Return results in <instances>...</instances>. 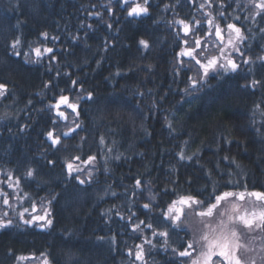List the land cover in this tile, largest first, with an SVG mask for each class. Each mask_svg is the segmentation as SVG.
<instances>
[{
	"label": "trees",
	"instance_id": "trees-1",
	"mask_svg": "<svg viewBox=\"0 0 264 264\" xmlns=\"http://www.w3.org/2000/svg\"><path fill=\"white\" fill-rule=\"evenodd\" d=\"M210 2L211 8L206 0H149L148 15L130 18L122 0H0V83L7 85L0 97V181L9 173L19 178L23 206L43 205L53 220L43 230L23 224L0 230V264H22L20 255L46 256L50 264H142L135 259L139 244L146 264H178L172 248L186 246L191 234L172 235L165 246L144 224L133 232L135 225L143 220L163 231L156 218L178 195L206 199L229 180L235 190L264 191V13L255 15L249 0ZM206 12L225 33L227 23L242 28L244 55L233 54L236 72L210 71L193 89L189 77L199 80V66L182 67L177 53L184 39L192 47L196 37L198 52L218 51L215 36L204 35ZM177 20H198L200 28L184 37ZM17 38V50L32 59L34 47H52L56 59L25 62L12 55ZM61 94L80 105L81 127L69 137L62 133L75 114L62 106L64 121L49 107ZM48 131L61 137L59 145L51 146ZM89 155L95 161L69 176L65 161ZM0 188L19 204L6 183ZM260 236L264 243V231ZM145 237L156 246L144 244Z\"/></svg>",
	"mask_w": 264,
	"mask_h": 264
},
{
	"label": "snow or ice",
	"instance_id": "snow-or-ice-1",
	"mask_svg": "<svg viewBox=\"0 0 264 264\" xmlns=\"http://www.w3.org/2000/svg\"><path fill=\"white\" fill-rule=\"evenodd\" d=\"M251 7L257 9L258 11L255 15H260L264 13V0H249ZM206 4L211 8L210 0H206ZM128 5L127 7V16L130 18H138L149 14V0H143V3H140L139 0H122L121 6ZM201 8L205 7V4L200 5ZM221 8L224 7L223 4L220 5ZM111 11V9H109ZM99 15V13H97ZM205 16L210 17L207 19V30L204 32V35L207 37L215 36V41L217 42L218 55L211 57H205V60H202L200 57L204 55L202 52L197 50L201 48L202 39L196 37L194 39V45L188 47L189 41L184 39L182 43L185 47L181 48L177 53L178 58L180 59L179 63L183 67L186 62L191 63L195 62V65L199 66L198 75L199 80L189 77L191 81V87L193 89L197 88L199 84L201 87L207 81L209 73L220 72H236L240 65L236 62L233 57V54L243 56L244 53L240 48V45L246 40V36L242 31V28L237 26L235 23H227V33L225 29L221 27L220 23L215 22L214 18L211 17L210 12L204 13ZM221 17L224 16V13L221 11L219 13ZM236 20H239L240 17H236ZM176 24L181 26L183 36L188 37L194 32V29L200 28V21L195 20L193 22H186L184 20L175 21ZM91 27V25H89ZM111 27V25H108ZM46 39L47 33L42 34ZM53 39H56L53 37ZM21 41L19 38L15 39L11 44V49L13 50L12 55L20 57L23 55L25 62L30 63H40L45 55H48L51 60H55L56 57L53 54L54 49L52 47H34L31 49V52L34 53L35 59H32L29 52L21 53L19 48ZM139 44L143 48H149V43L141 39ZM206 47V45H205ZM264 61V57H260ZM244 63H249L248 59L243 61ZM178 74V73H177ZM73 85L76 84L75 81H72ZM258 81H253V85L258 84ZM47 87V85H46ZM7 92V85L0 83V97H3ZM87 99H92V94L88 93ZM70 110L71 113L75 114L72 119V124L74 126H67L68 130L62 133L63 136L69 137L73 136L74 133L81 127L79 123L80 117V105L78 102H71L69 96L59 95L56 103L50 104L49 107L55 110V115L61 120L67 121L69 119L66 111L61 110V108ZM56 123V121H53ZM47 139L51 141V146L55 147L61 143V137L54 134V131L47 132ZM100 143L103 144L104 140L101 137ZM183 154H181V159H183ZM96 157L94 155H89L87 159H82L80 156H75L73 159L65 161V168L69 176H72L73 173H80L85 170V168L92 164L95 161ZM79 161L80 163H76ZM55 161L49 160V164H54ZM81 164L84 167H81ZM88 175L91 176V171L88 172ZM28 178L34 176V171L29 169L26 172ZM79 183H85L84 180L79 179V176L75 177ZM0 183H6L7 187L12 190L13 195L19 201L18 205H13L10 202L9 193L5 192L0 188V199L5 209L0 211V230H7L11 227H19V224H23L28 227L38 226L42 230L48 228L52 225L53 220L51 217V212L47 207L42 208V214L37 213V205L35 203H30V207L23 206V200L20 198L18 190L20 188V179H13L11 173L7 175L6 181H0ZM140 181H136L137 187L140 186ZM231 181L229 180L223 188L220 190L216 186H213L212 191L207 194V198H204V194L199 195L193 194H180L174 199L167 207L166 211H162L161 216L157 217L158 225L163 224L165 230L156 231L152 222L145 224V221H139L135 227L132 229L133 232H136L140 229V225L144 224L146 228L152 230L153 237H162L164 238L163 243L165 246L168 245L171 236L174 235L177 238L180 237L181 232L185 237L192 234L190 231H185L187 227L191 229V223L188 219V213L185 209L191 210V212L201 218V223L203 228L199 231L198 238L193 234V238L187 240L186 246L184 242H181L180 248H172V252L182 258L178 264H248L241 252H247L252 250L250 246L242 242V232L241 229L247 230L249 233L255 230L264 231V191H248L246 186L243 187V190H235V185L232 188H229ZM27 199V196L24 197ZM252 204V210L244 208V202ZM49 203H51L49 201ZM229 204L230 207L223 208L222 205ZM150 204L145 203L143 208L145 210H150ZM19 209V210H18ZM9 212L15 214V220L9 216ZM133 215H135L133 213ZM207 218V219H205ZM18 221V223L16 222ZM171 234V235H170ZM144 244H149L152 247L156 245L152 243L147 237L144 238ZM137 251L135 253V259L141 261L142 264H146L145 261V249L143 244L136 245ZM260 252L264 253V245L261 246ZM42 256L44 254H41ZM129 255H132L129 252ZM18 261L23 262L29 259H35V257H28L20 255L16 258ZM260 264H264V255L259 257ZM42 264H50L48 258L44 256ZM251 264H257L256 260H251Z\"/></svg>",
	"mask_w": 264,
	"mask_h": 264
},
{
	"label": "rangeland",
	"instance_id": "rangeland-1",
	"mask_svg": "<svg viewBox=\"0 0 264 264\" xmlns=\"http://www.w3.org/2000/svg\"><path fill=\"white\" fill-rule=\"evenodd\" d=\"M216 52H218V51L213 50V47H211L209 49V51H206V53L204 52V54L210 53V57H211V56L215 55ZM243 206H244V208H247L249 210H252V208H253V205L247 203V201L244 202ZM227 207H230V205L224 204V205H222L221 210H223V208H227ZM185 211L188 213V219L191 223V229H188L187 227L186 228L192 233L191 234L192 238H193V234L195 235L196 238H198L199 231L203 228V224L201 223V218L195 216L191 212V210H189V209H185ZM37 214H42V210L38 211ZM205 219H207V218H205ZM241 232H242V237H243L242 242L248 244L250 246V248L252 249V250L247 251V252L242 251L241 255L243 256V258L246 261H248V264H251V260H253V259L256 260L257 264H260L259 257H260V255H264V253L260 252L261 246L264 245V243L261 239V236H260L261 230H255L254 229L252 232L249 233L247 230L241 229ZM43 259L44 258H42V257H35V259H29V260L23 261L22 264H42Z\"/></svg>",
	"mask_w": 264,
	"mask_h": 264
}]
</instances>
